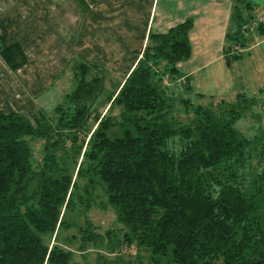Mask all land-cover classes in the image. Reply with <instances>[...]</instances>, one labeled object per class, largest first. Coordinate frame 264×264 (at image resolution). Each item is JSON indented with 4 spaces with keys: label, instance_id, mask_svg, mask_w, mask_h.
I'll use <instances>...</instances> for the list:
<instances>
[{
    "label": "trees",
    "instance_id": "1",
    "mask_svg": "<svg viewBox=\"0 0 264 264\" xmlns=\"http://www.w3.org/2000/svg\"><path fill=\"white\" fill-rule=\"evenodd\" d=\"M239 1L227 60L241 55L230 45L243 43L241 25L255 13ZM191 23L148 32L101 110L103 68L83 60L54 115L0 111V264H71L58 231L78 225L74 216L95 185L114 211L117 225L105 229L113 255L83 264H264L261 104L240 90L212 101L181 79L176 62L190 54ZM254 27L264 32V23ZM0 57L12 69L25 61L15 42L0 41ZM247 116L258 119L250 133L235 125ZM32 138L42 140L37 162ZM79 230L83 249L95 236Z\"/></svg>",
    "mask_w": 264,
    "mask_h": 264
},
{
    "label": "crops",
    "instance_id": "2",
    "mask_svg": "<svg viewBox=\"0 0 264 264\" xmlns=\"http://www.w3.org/2000/svg\"><path fill=\"white\" fill-rule=\"evenodd\" d=\"M234 1L0 0V41L17 43L25 55L24 63L13 74L4 69L0 75V94L9 99L15 97L18 106L25 99L36 97V92L46 87L52 65L48 58L56 50L64 53L74 50L95 57L100 62H94L101 67L117 69L121 81L139 56L148 32L164 31L187 17L192 20L188 30L190 54L176 62L181 79H188L192 90L204 97L229 100L239 90L256 94L262 89L253 83L257 70L264 77V32L254 27L246 35L247 59L241 53L227 60L231 39L225 34L232 25L230 13ZM237 3L241 9L247 3L251 5L250 11L264 15V0ZM111 50H129L130 55L119 61L117 55L108 52ZM250 68L251 73L247 71ZM30 105L24 111L41 109Z\"/></svg>",
    "mask_w": 264,
    "mask_h": 264
},
{
    "label": "rangeland",
    "instance_id": "3",
    "mask_svg": "<svg viewBox=\"0 0 264 264\" xmlns=\"http://www.w3.org/2000/svg\"><path fill=\"white\" fill-rule=\"evenodd\" d=\"M49 21L48 18H46ZM53 25V24H50ZM246 35H243L242 42L240 47L242 49L241 53L243 54V58L247 59V49L248 46L245 47L246 43L244 42ZM111 54L117 55L119 57V61H125L128 55H130L129 50L124 51H108ZM86 57L84 53L77 52L73 50L67 52H61L56 50L53 54H50L48 58V62H51L52 65L49 67L51 70L48 71V82L46 83V87L41 90V92H36L37 96L26 100L22 106H18L16 103V98L13 97L9 99V97L0 94V111H9V110H18L24 111L27 110L31 106H39L41 109L48 114L49 116L54 115V106L64 99L65 93L70 91L74 86L73 81V70L76 63L81 61H97L100 62L95 57ZM117 60V59H116ZM250 62L254 63L253 60ZM102 63V62H101ZM103 64V63H102ZM100 66V65H99ZM98 66V67H99ZM256 69V65L252 64V68ZM101 68V66H100ZM104 72V88L99 91L97 100H96V107L99 110L102 109L104 105V96L107 95L110 91L114 90L117 84V81L121 78L119 71L112 66L102 67ZM108 68V69H106ZM4 69L13 74L15 69H9L8 66L4 64V62L0 63V75L4 72ZM247 71H252L248 69ZM255 79L253 80V75H249V79L255 84L257 83L261 86V90L256 91V95H258V99L260 101L261 107L256 108L260 112L259 120L257 118H239L235 121V125L244 130L246 133L252 132V127L254 126L255 122L258 120L260 124L264 125V77L259 76V71L257 70ZM51 76H53L51 78ZM5 83H7L5 81ZM8 84V83H7ZM4 86L3 83H1ZM252 94V93H251ZM217 98H214L215 101ZM25 107V108H24ZM105 108V107H104ZM257 110V111H258ZM115 109L113 110V112ZM91 121V120H90ZM254 123V124H253ZM31 146V154L32 157L37 162L43 152L42 150V140L37 138H32L29 141ZM75 168H73V172ZM73 174V173H72ZM84 179L79 178V181L82 182ZM89 200L86 204L81 205V212L80 214L75 215V220L78 225H71L68 228L59 229L58 231V240L61 242L62 245L71 249V264H83L84 260L87 259L90 262L95 260L97 253H105L108 249V236L106 235L105 229L107 227H115L117 223L114 221V211L113 209L105 204L104 202V195L102 190L98 185L94 187H89ZM74 217H71L74 218ZM88 227L90 233L95 236V239H89L87 243H85V247L83 249H79L78 244L80 240L81 232L79 228ZM115 228H113L114 230ZM115 231V230H114ZM113 231V232H114ZM116 232V231H115ZM114 238V234H113ZM104 250V251H103ZM134 248L132 246L127 247L126 252L132 253ZM102 251V252H99ZM106 256L112 257L113 253L106 252ZM124 256V255H123ZM125 258V257H124ZM143 264H148L145 259H143Z\"/></svg>",
    "mask_w": 264,
    "mask_h": 264
},
{
    "label": "built area",
    "instance_id": "4",
    "mask_svg": "<svg viewBox=\"0 0 264 264\" xmlns=\"http://www.w3.org/2000/svg\"><path fill=\"white\" fill-rule=\"evenodd\" d=\"M258 22H262L264 23V15L259 12V11H255L253 17L251 19H249L248 21H246L245 23H243L241 25V31L243 35H247L248 32L254 28V26L258 23ZM231 49L233 51H241V47L240 44L238 42H233Z\"/></svg>",
    "mask_w": 264,
    "mask_h": 264
}]
</instances>
